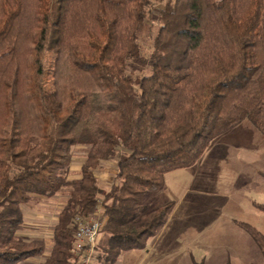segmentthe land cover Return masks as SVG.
<instances>
[{
    "label": "trees",
    "instance_id": "trees-1",
    "mask_svg": "<svg viewBox=\"0 0 264 264\" xmlns=\"http://www.w3.org/2000/svg\"><path fill=\"white\" fill-rule=\"evenodd\" d=\"M137 65L147 73L129 74ZM243 121L264 136V0H0V264L43 254L44 241L20 235V206L57 194L67 198L41 264H74V218L93 212L109 159L118 173L94 264L143 249L172 207L152 209L146 194ZM76 146L88 150L70 180ZM243 227L264 264V236Z\"/></svg>",
    "mask_w": 264,
    "mask_h": 264
},
{
    "label": "rangeland",
    "instance_id": "rangeland-1",
    "mask_svg": "<svg viewBox=\"0 0 264 264\" xmlns=\"http://www.w3.org/2000/svg\"><path fill=\"white\" fill-rule=\"evenodd\" d=\"M154 32L155 26L153 25L148 31H145L141 35L140 41L142 47V57L144 59H148L152 51L151 45ZM54 58V55L51 53H46L44 57V83L46 89H51ZM128 73L134 77H138L141 74L147 73V69L146 66L140 67L137 65L130 68ZM77 149L79 148L74 147L71 149V161L73 160L71 163L72 167L79 166L80 160L83 157V149L85 148L80 150ZM205 152L206 154L203 158L204 160L201 173L207 175L205 177H208V183L207 180H205V184L202 185V188L207 189L210 193L197 195L193 192L186 191L185 184L187 181L189 182V180L192 183V178L186 176L185 172L173 174L167 178L166 187L169 190L168 195L171 197V200H174L178 204V213L171 225L175 226L178 223L185 222V226L189 225V223H193L192 226L195 228H201L200 230L193 232L191 235L188 234L185 236L186 242H193L195 243L194 245H197L199 248L204 247L205 250H208L210 248L216 249L217 247L221 246L230 247L232 246L231 236H233V228L230 226L231 223L229 222L230 220H228L230 219L229 216H232L231 218H235L236 220L245 221L254 227H260L264 229V221H262L260 218H257L258 223L256 224L253 218L246 219L241 215V213L237 212L239 210L233 204V202L236 203V200L239 199V202L237 203L241 207V210H248L250 209L248 206V198H250V196H253V199L257 200V202L264 203V185L261 190L253 191L251 187H248L243 190L239 196H231L234 192L233 185H237L235 176L237 175L240 165L242 164V159L244 158L243 160H245L244 152H251L252 155L256 152L259 166L264 167V136H262L249 122L243 121L238 126L214 139ZM246 158L248 159V157ZM69 173L73 174L72 171H69ZM117 173L118 171L116 169V161L113 159L102 162L101 167L95 171L94 175L102 192V194H98L96 196V200L99 201L103 206L105 204L106 196L110 194L113 185L116 183L115 176ZM260 175L264 178V173ZM197 184H202V181L199 183L197 182ZM66 198L67 197L63 195V197L58 196L57 199H52L46 202L35 200L33 203L29 204V206L27 205V208L23 207L24 213L30 212L32 214L47 217L45 220L39 217L34 218L33 221L35 223H44L39 228L32 226V232L35 233L34 237H40L42 235V237L45 239L44 241L48 240L46 237L47 235L51 234L55 219L63 207ZM159 202L162 201L160 200ZM163 205L165 204H162L161 206ZM188 205L193 206L189 209ZM203 209H205V211L214 210V214L211 213L208 217H203L200 219L194 215L189 218L182 217V212L184 210H190V213L198 214L197 211H201ZM260 216L264 217L263 215ZM235 228L237 229L238 227L236 226ZM41 229L44 232H40ZM242 233L244 237L249 239V241L255 245L246 233ZM182 237L183 236L180 235L179 239H177L180 246L176 257L180 256L183 252L181 249V243L183 242ZM49 247L50 242H45V248L43 254L40 257L28 258L18 264H34L36 261H38L36 264H41L44 261V257L46 256L45 253H49ZM122 254L123 252L120 254L118 261L121 259ZM259 255L262 256V254ZM181 256L183 257L184 255Z\"/></svg>",
    "mask_w": 264,
    "mask_h": 264
},
{
    "label": "crops",
    "instance_id": "crops-1",
    "mask_svg": "<svg viewBox=\"0 0 264 264\" xmlns=\"http://www.w3.org/2000/svg\"><path fill=\"white\" fill-rule=\"evenodd\" d=\"M77 150L83 149V157L80 160L78 167H72L70 165L69 171H72V173H69L68 179H78L80 178V170L81 166L85 160V156L87 153L88 148L85 146H76ZM206 152L201 156V158L197 161V163L192 166L191 168L187 169H179L172 172L167 173L164 176V183L163 186L156 192H149L145 196V201L149 204V206L152 209H155L162 204L171 203L172 207L166 217L165 224L156 232L155 236L149 238L146 243L145 247L140 250H129L126 252H123L121 255L122 261H118L119 264H263V256H260L261 251L259 250L258 246L254 242V240L251 238V236L246 232L243 225H249L253 227L255 230H257L259 233H261L264 236V229L260 227H254L251 224L242 221V220H236L235 218H231L232 216H229L231 223L230 226H232V246H221L217 247L216 249L210 248L208 250H205V248H199L197 245L195 246L193 242H186L185 236L191 235L193 232H196L200 230L201 228H195L193 223H189V225L185 226V222L178 223L177 225H171L173 220H175V217L178 213V204L171 200V197L168 195V188L166 187V182L168 176H171L173 174H179L182 172H185L186 176L189 178H192V183L189 180V182L185 184L186 191L193 192L194 194H208L207 189L202 188V185L205 184V180H207L208 183V177L206 174L201 173L202 165H203V158L205 156ZM256 152L252 153L250 152H244L245 160L242 159V164L240 165V168L237 172L236 180L237 185H233L234 192L231 195L233 196H239L243 190H245L248 187H251L253 191L255 190H261V188L264 185V178L261 177L260 174L264 173V167L259 166V161L256 157ZM248 157V159L246 158ZM73 161V160H72ZM71 161V163H72ZM243 166V167H242ZM71 174V175H70ZM185 176V177H186ZM172 178V177H170ZM188 179V178H187ZM202 181V184H197ZM207 186V185H206ZM175 187V186H172ZM254 193V192H252ZM58 196L63 197L62 194H57L54 197L50 198H44V197H37V201L46 202L52 199H57ZM162 202H159L160 200ZM35 200L22 204L21 210L23 213V226L20 231V235L27 239H39L44 241L45 239L42 237H34L35 233L32 232V226H36V228L41 227L44 223L37 224L33 220L34 218H43L45 220V216L32 214L30 212L24 213L23 207L27 208L26 206L31 203H33ZM239 199L236 200V203L233 202L234 206L238 208L239 213L246 219L253 218L254 222L257 224V218H260L262 221H264V217L260 216L263 215L257 208V204H262L261 202H257V200L253 199V196H250L248 198V206L250 209L248 210H241V207L238 205ZM189 209L193 205H188ZM254 210V211H253ZM190 210H184L182 217H208L211 213L214 214V210L205 211V209L201 211H197L198 214H192L189 212ZM243 211V213H242ZM245 214V215H243ZM197 215V216H196ZM49 218V217H48ZM49 220V219H46ZM46 222V221H44ZM57 222V217L55 219V223ZM53 225V226H54ZM238 227L237 229L235 227ZM40 232H44L42 229ZM52 232L50 235H47V239L44 242H48L52 238ZM246 233L249 238L254 242L255 245H253L249 239L244 237L242 235L243 233ZM234 233V234H233ZM182 235V243H181V249L183 252L181 255H184L183 257L180 255L176 257L178 249L180 244H178L177 239H179V236ZM235 243V245H234ZM47 255V253H45ZM44 254V255H45ZM33 260V259H32ZM38 262V261H36ZM36 262L34 264H36Z\"/></svg>",
    "mask_w": 264,
    "mask_h": 264
},
{
    "label": "built area",
    "instance_id": "built-area-1",
    "mask_svg": "<svg viewBox=\"0 0 264 264\" xmlns=\"http://www.w3.org/2000/svg\"><path fill=\"white\" fill-rule=\"evenodd\" d=\"M104 222V207L99 201L90 215L74 218L75 234L72 246L74 264H94Z\"/></svg>",
    "mask_w": 264,
    "mask_h": 264
}]
</instances>
